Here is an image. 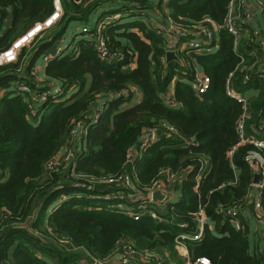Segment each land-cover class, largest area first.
I'll list each match as a JSON object with an SVG mask.
<instances>
[{
	"label": "trees",
	"instance_id": "trees-1",
	"mask_svg": "<svg viewBox=\"0 0 264 264\" xmlns=\"http://www.w3.org/2000/svg\"><path fill=\"white\" fill-rule=\"evenodd\" d=\"M230 1L171 0L169 16L183 26L204 18L221 26ZM62 7L59 28L35 46L29 62L23 48L15 63L0 66V264H91L93 260L109 264L125 240L137 251L163 256L166 251L173 253L179 234L194 232V213L199 208L209 225L199 241H185L192 262L206 258L210 264H264L263 250L250 251L246 223L253 217L250 195L255 173L245 157L255 148L239 145L236 122L243 110L226 95L231 73L236 92L249 88L263 92L261 71L246 61L251 58L246 51L254 52L255 63L262 58V47L252 32L234 50V37L218 30V50L199 54L186 49L179 55L188 64L184 67L177 61L165 62L164 39L139 18L150 8L148 0H62ZM8 8L13 10L12 28L0 36V53L49 16L52 0H0V18ZM98 10H102L97 19L104 23L106 46L118 59H103L93 39H81L72 52L46 63L44 75L58 81L62 93L40 102L50 87L36 82L35 61L63 35L69 22L89 24ZM114 16L119 19L106 21ZM238 24L242 31L247 29ZM95 29L90 33L95 34ZM193 64L210 79L200 97L190 87ZM174 77L172 99L178 108L167 106L162 97ZM20 84L32 93L17 90ZM133 89L141 95L135 105L131 104ZM122 92L127 95L109 99ZM94 103L103 105L96 123L90 122L98 112ZM77 122L88 127L76 144L73 160L60 166L61 171L47 170ZM263 122L264 99L260 98L251 104L245 131L251 134ZM162 124L176 133L165 136ZM149 129L158 130L157 140L130 164L129 149ZM183 138L192 144L183 147ZM236 146L229 158L228 152ZM121 175L131 178L133 190L124 183H105ZM179 176L183 179L178 183ZM159 181L174 198L161 208L148 202ZM234 181L235 185H227ZM261 183L264 213V177ZM222 184L226 186L219 189ZM97 185L105 188L97 190ZM131 190L138 194L135 201L124 197ZM117 193L123 198L105 197ZM117 203H123L125 210L139 211V219L113 208ZM234 206L239 209L235 218L224 215Z\"/></svg>",
	"mask_w": 264,
	"mask_h": 264
},
{
	"label": "built area",
	"instance_id": "built-area-1",
	"mask_svg": "<svg viewBox=\"0 0 264 264\" xmlns=\"http://www.w3.org/2000/svg\"><path fill=\"white\" fill-rule=\"evenodd\" d=\"M236 3L239 4L241 9V12H239V15H234L233 13V6L236 5ZM245 4L244 0H231L229 3L228 8V14L226 15L223 24L221 26L215 25L211 19L204 18L198 23H194L192 25L183 26L179 24H174L171 19L168 18L169 22L172 24V30L173 33L170 31V29L162 26L160 23H158L156 20H151V22L148 23V28L151 29L157 36L161 37L165 41V49L166 52H173L176 55V61L179 62L181 65L188 66V64H185L183 61H181L179 55L185 51L186 49H191L193 51L202 52L204 51L207 54H212L215 49H217L216 45V32L220 29L225 30L229 34H231L234 39L236 40L242 33V27L238 24V21L245 25V27H248L249 21L251 19L250 11L243 7ZM63 15V9H62V0H52V12L51 14L46 17L43 21L37 22L34 25H32L28 30H26L22 35L17 37L10 45V47L0 53V66L6 65L10 63H15L18 60V55L21 52L23 48L29 47L30 45H33V43L40 37H42L43 33L52 27L56 25V23L60 20V18ZM110 19H119V16H114L111 18H107L106 21ZM104 24V23H103ZM103 24H100V27H96L95 34L90 33V29L87 27H84L81 30V35L85 38L93 39L92 43L96 47L97 51L99 52L100 56L103 59H108L110 61H116L118 59L117 53H111L109 49L106 46L105 38L103 35ZM91 34V35H90ZM252 35L256 41L259 42L260 46H263V41L261 40L259 31H252ZM68 49V47H63V41H60V44L56 48V55H62L64 52ZM243 62V61H241ZM233 73H231L228 77L227 85H226V95L230 97L231 99L237 101L242 107L243 113L240 115L239 119L236 122V131L239 135V145H246L250 144L253 145L255 150L249 151L245 157V161L250 165L252 168L256 169V175L258 176V182L255 184H252L253 188H256L258 191L263 187L261 183V178L264 177V156L261 155L260 152H264V139H254L253 137H247L245 135V121L247 118V107L248 103L246 99L238 92H236L232 85V79ZM175 78V77H174ZM244 79L247 80L248 76L245 74ZM210 84V79L208 76L204 74H200L198 72H194L193 78L190 82L191 90L194 92V94L197 97L202 96L206 93L208 87ZM17 90L22 91L24 93H32L31 90L26 85H20L18 86ZM133 94H137L138 91L136 89L132 90ZM61 87L60 85L50 89L49 91H44L41 96L39 97L40 102L46 101V99L49 96L54 95H61ZM127 92L117 93V94H111L109 96V99L113 98H119L126 94ZM168 104L171 103L172 106H175L176 104L173 102V100H170L167 102ZM95 104V103H94ZM103 105H101L100 109L97 110L98 112L90 118V122L96 123L98 120V115L102 109ZM88 127V124L83 123H75L71 132H70V138L66 142L65 146L60 151L59 155H67L69 154L71 157V160H73L75 156V151H71L70 146L72 147L74 143V147H76V142H72L69 146L68 143L71 140L72 133L74 131H78L81 129L83 130V134L86 132V128ZM162 129H165L167 132H164L165 136H170V134L176 133L175 129L173 127H169L165 124H162ZM259 131L264 136V122L259 127ZM157 134L158 130L156 129H149L144 130L140 139L138 140L137 144L132 146L128 151V162L131 164L132 161L135 158L141 157V154L143 151H145L150 145L155 143L157 140ZM79 135V134H78ZM192 142H190L188 139L183 138V147H188L191 145ZM236 147H233L231 151L228 152V157L231 158L234 151L236 150ZM57 156V157H58ZM56 158V157H55ZM52 159L48 165L47 170L52 171L56 168H53V161ZM203 166V165H202ZM202 166L200 169H202ZM172 179L171 176H169V181ZM178 180V183L183 179V176H179L176 178ZM200 180V175L196 177V182L198 183ZM115 183H124L127 187L132 188V180L126 175H121L116 179H108L105 181L107 184ZM173 182V179L171 180ZM236 181L232 183H228L227 185H235ZM225 184H222L219 189H222L225 187ZM133 190V188H132ZM131 190V191H132ZM155 191H159L165 196V202H169V196L171 195V191L166 184H164L162 181L157 182L153 188L150 190L149 194V203H154L152 201V193ZM133 192V191H132ZM136 193V192H135ZM116 195V194H115ZM260 193L258 192L256 197H253L250 203L253 204V217L257 224V226L261 230V234L264 240V213L262 212V207L260 205ZM120 198L122 199L123 196H120V194L115 197V199ZM141 198V197H140ZM129 199V198H126ZM131 200V199H129ZM123 203H117V205L113 206L116 210H118L121 213H124L125 215L132 216L134 220H138L140 217V212L135 210H125ZM238 206H234L232 208H227L224 211V215H227L230 218H235L238 214ZM153 216L154 213H152ZM158 219V218H157ZM207 218L205 217L204 211L202 208H199L194 213V232L192 234L188 233H181L176 237V243L175 248L180 254V256L185 258V264H210L209 260L206 258L197 259L195 262H192L191 259L187 257V253L183 254V252H186V240H191L193 242L199 241L202 238L203 232L205 230V227L207 226ZM180 227L182 229L186 228L185 224H181ZM121 247V252H118L117 255V263L118 264H134L135 260L137 259H146L147 263L144 261H141V264H159L157 261H164L163 256H156L154 254H150L147 252L137 251L134 247V245L129 241L125 240L122 241L119 245ZM91 264H100L99 262L93 260Z\"/></svg>",
	"mask_w": 264,
	"mask_h": 264
},
{
	"label": "crops",
	"instance_id": "crops-1",
	"mask_svg": "<svg viewBox=\"0 0 264 264\" xmlns=\"http://www.w3.org/2000/svg\"><path fill=\"white\" fill-rule=\"evenodd\" d=\"M148 1H149L150 8H149V10H147L145 12V14H144L145 16L143 15V16L139 17L141 19V21H143L148 27V23L151 22V20H156L162 26L170 29V31L173 33L172 24L168 20V18L170 19V16H169L170 10L168 8V3L171 0H148ZM244 2H245V4L243 7L247 8L250 11L251 19L249 21L247 29H245V31H242L241 35L236 40L234 39V50H236V48L238 47L240 40L245 38L246 36H248V31H251V32L252 31H259L261 40L263 41V46H261L262 47V58H261V60H258L259 62L255 63V59H252V58H254V52L246 51V54L248 53L249 56L251 57L248 59L246 58V61L251 60L252 61L251 63L254 62L253 63L254 65H252V67L256 66V68L261 71L262 75H260V80L262 81V84H263V87H262L263 92H261V90L258 88H249L244 93H240L246 99V101L248 103L247 118H246V120H247L248 117L250 116V113H251L252 102H254L255 100L260 99V98L264 99V0H244ZM62 9H63V7H62ZM241 9H242V7L240 8L239 4L236 3V5L233 6L234 15H239L240 14L239 12H241ZM101 11L102 10L96 11V13L92 16L89 24H84L83 22H80V21H71L67 24L63 35L55 41L53 46L47 52H45L44 55H42L38 60L35 61V64L33 67V72H34V75H35L34 77H35V80L37 83L47 84V86L50 87V89L59 85L58 81L49 79L44 75V68L46 66V63L49 60H52V59H55L56 57H58V55L55 54V51H56L57 46L60 44V41H63V44H64L63 37H65V36L72 37L71 43L67 46V47H69L68 52L64 53V54H68L69 52L73 51V47H75V44L78 41L85 38L81 35V30L84 27H87L89 29H95L96 27H100V23H98L97 18L100 16ZM62 17L60 18V20L56 23V25L54 27H52L51 29H49L43 33L42 37L44 35H47V37L44 39L49 38L50 34L55 29L59 28L58 25H59ZM12 19H13V10H12V8H8L5 11V15L2 18H0V36L7 34L11 30ZM133 19H136V18H133ZM133 19L128 20V22H131ZM126 21L127 20H125L124 22H126ZM42 37L38 38L33 43L34 46L32 49H28V47L25 48L26 49V56L25 57L26 58L28 57V62H29V58L32 57L31 54H33V52L35 51V46L44 40ZM216 40H217V42H216L217 49H215V51H213V53H215L218 50L219 44H220L218 31L216 32ZM166 53H168V52H166ZM166 53H165V55H166ZM64 54H62V57ZM199 54H207V53H205L204 51H202V52L199 51ZM59 56H61V55H59ZM174 56L176 58L175 54H174ZM164 58H165V62H166V56ZM176 60H173V61H176ZM28 62H27V64H28ZM25 66H26V64L22 65V67H25ZM130 67H132V66H130ZM193 67H194V70L196 72H198L200 74H204L197 65L193 64ZM175 81H177V78L173 79L172 83L169 86L168 91L164 94V96H162L165 104L171 108H178L177 104L175 106H172L171 103L170 104L167 103L168 101L173 100L172 94H173ZM88 83H89V80H88ZM13 84L18 85V82L13 83ZM20 85H25V84H20ZM133 99H134V101L132 100V102H131L132 105L139 103L141 101L140 93L135 94ZM100 107H101V105L99 107L97 105L94 106V108L98 109V110L100 109ZM245 123H246V121H245ZM246 133L247 132L245 131V135L247 137H253L254 139H259V140L264 139V136L261 133V131H259V128L255 129V127H253L251 134H248V133L246 134ZM78 134L81 136L82 131H80ZM80 140L81 139H79L78 141H80ZM78 141L76 142V144L78 143ZM253 169H254V173L256 175V169L255 168H253ZM258 192L259 191L256 188H253L250 196L252 198L256 197ZM169 199H170L169 201H171V200L174 201L172 194L169 196ZM164 204H158L159 208H161L160 206H163ZM246 220H247L246 223L248 224V227H249L250 251L251 252H256V250H263L264 251V240H263V237L261 234V230L257 226V224L254 220V217H252V215H251V216H249V219L247 218ZM208 225H209V221H208ZM186 253H187V257L189 259H191L187 247H186V252H183V254H186ZM113 255L110 258V259H112V261L109 264H118L116 261L117 256L115 258H113ZM163 258H164V260L167 259V261H168L167 264H177L178 261H180L181 264H185V258L180 256V254L178 253V251L176 250L175 247H174L173 253H171L170 251H166L165 254L163 255Z\"/></svg>",
	"mask_w": 264,
	"mask_h": 264
},
{
	"label": "rangeland",
	"instance_id": "rangeland-1",
	"mask_svg": "<svg viewBox=\"0 0 264 264\" xmlns=\"http://www.w3.org/2000/svg\"><path fill=\"white\" fill-rule=\"evenodd\" d=\"M46 37H47V35H44L42 38L44 39V38H46ZM42 38H41V39H42ZM63 40H64L63 47H66V46H68V45L71 43L72 37H70V36H65V37H63ZM39 41H40V40H39ZM37 42H38V41H37ZM33 46H34V45H30V46L28 47V49H32ZM12 85H13V86H17V85H14V84H12ZM133 101H134V99H133ZM127 106H128V105H127ZM86 129H87V128H86ZM83 130H85V129H81L80 131L83 132ZM80 131H78V133H79ZM79 139H81V136L77 134V131H76V132L74 131V133H72V137H71L70 142L68 143V146H69L72 142H76V141L79 140ZM70 149H71V151L75 149V147H74V143H73L72 147L70 146ZM72 153H73V151H72ZM69 161H71V157H70L69 154H67V155H59V156L56 157L55 160L53 161V168L59 169V171H61V170H60V166L66 164V163L68 164ZM117 194L119 195L120 193H117ZM117 194H116V195H115V194H107V195H105V197L108 198V199H115V197L117 196ZM124 197H125V199H126V198H129V199L135 201V199L138 197V194L135 193V192H130V191H129V192H128V195H125ZM116 205H117V204H116ZM118 252H121V247H120V246H118L117 249L115 250L114 255H113V258H115V257L118 255ZM141 261H144V262L147 263V260H146V259H137V260H135V263H134V264H141ZM177 264H181L180 261H178Z\"/></svg>",
	"mask_w": 264,
	"mask_h": 264
},
{
	"label": "water",
	"instance_id": "water-1",
	"mask_svg": "<svg viewBox=\"0 0 264 264\" xmlns=\"http://www.w3.org/2000/svg\"><path fill=\"white\" fill-rule=\"evenodd\" d=\"M166 62L167 63H169V62H171V61H173V60H176V58H175V56H174V54L172 53V52H168V53H166ZM94 106H96V104H93ZM255 180H254V183L256 184L257 182H258V176L257 175H255V178H254ZM105 187L104 186H95V189H104ZM152 201L154 202V203H159V204H164V202H165V196H164V194H162L161 192H159V191H155V192H153L152 193Z\"/></svg>",
	"mask_w": 264,
	"mask_h": 264
}]
</instances>
